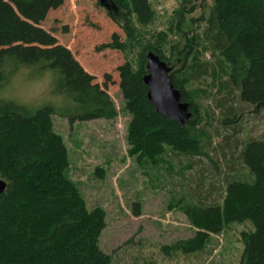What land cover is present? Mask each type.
I'll return each mask as SVG.
<instances>
[{
	"label": "trees",
	"instance_id": "16d2710c",
	"mask_svg": "<svg viewBox=\"0 0 264 264\" xmlns=\"http://www.w3.org/2000/svg\"><path fill=\"white\" fill-rule=\"evenodd\" d=\"M66 1L0 0V64L15 57L54 68L60 74L56 90L72 98L62 111L45 106L32 113L0 101V179L6 183L0 195V264H112L110 255L98 245L106 225L105 212L100 208L88 211L78 189L67 179V149L51 119L56 115L69 124L113 120L117 110L105 91L111 78L104 77L101 89L65 48L34 29ZM111 2L106 16L124 38L115 33L109 43L95 50L118 51L124 57L117 73L125 110L131 117L128 154L144 171L170 174L173 163L168 157L187 159L188 169L205 160L213 166L206 151L211 142L199 112L198 93L202 90L189 86L211 75L216 96L235 89L241 102L256 111L264 110V0H211L202 16L203 42L193 37L175 48L182 68L170 73L171 82L192 113L182 127L158 115L147 99L143 83L146 55L151 52L171 67V58L164 52L166 33L146 38L145 30L156 20L149 0ZM204 53L210 54L211 61L202 60ZM4 79L0 73V80ZM216 102L220 103L221 123H234L231 104L226 105L224 98ZM237 163L248 175L227 176L219 189L220 202L197 196L193 184L190 192L173 196L171 205L198 231L193 238L163 251L194 254L206 246L211 235L249 221L254 230L241 235L240 264H264V141L244 143L233 162ZM203 177H193L195 185L203 183Z\"/></svg>",
	"mask_w": 264,
	"mask_h": 264
},
{
	"label": "rangeland",
	"instance_id": "374dc122",
	"mask_svg": "<svg viewBox=\"0 0 264 264\" xmlns=\"http://www.w3.org/2000/svg\"><path fill=\"white\" fill-rule=\"evenodd\" d=\"M149 5L156 20L145 30L146 38L165 32V55L171 58L172 71L181 70L182 62L173 52L193 37L196 42H203L202 16L207 14L211 0H149ZM34 29L65 48L101 89H104V77L111 78L105 91L117 110L113 120L69 124L56 115L51 119L54 132L67 149V179L78 189L88 211L100 208L105 212L106 225L98 245L110 255L112 264H240L241 235L254 230L249 221L231 224L219 234L211 235L206 246L194 254L163 251V248L191 239L198 231L171 205L174 195L178 198L181 193L190 192L189 186L193 184L197 196L220 202L219 189L227 176L248 175L244 166L233 162L244 143L264 141V110L256 111L241 102L235 89L223 90L216 96L211 75L192 82L190 89L202 90L198 93L199 112L211 142L206 151L213 166L205 160L193 163L188 169L187 159L168 157L173 163L170 174L163 170L144 171L128 154L126 143L131 117L125 110L117 73L124 57L118 51L95 50L109 43L115 33L123 39L121 29L106 16V10L97 0H67ZM201 58L211 61L209 53ZM221 98L228 101L226 105L231 104L235 113L231 119L234 123L226 126L221 123V108L217 109L220 103L216 100ZM195 176L198 179L204 176L203 183L195 185Z\"/></svg>",
	"mask_w": 264,
	"mask_h": 264
},
{
	"label": "clouds",
	"instance_id": "9594fccd",
	"mask_svg": "<svg viewBox=\"0 0 264 264\" xmlns=\"http://www.w3.org/2000/svg\"><path fill=\"white\" fill-rule=\"evenodd\" d=\"M0 101L12 103L32 113L45 106L62 108L72 103L70 95L56 90L59 72L40 62L25 63L8 57L0 64Z\"/></svg>",
	"mask_w": 264,
	"mask_h": 264
},
{
	"label": "water",
	"instance_id": "95a60500",
	"mask_svg": "<svg viewBox=\"0 0 264 264\" xmlns=\"http://www.w3.org/2000/svg\"><path fill=\"white\" fill-rule=\"evenodd\" d=\"M105 9L112 6L111 0H97ZM146 75L143 83L147 87V99L156 113L182 127L192 116L189 104L181 101L180 91L172 82V68L153 53L146 55ZM6 183L0 179V195L5 191Z\"/></svg>",
	"mask_w": 264,
	"mask_h": 264
}]
</instances>
